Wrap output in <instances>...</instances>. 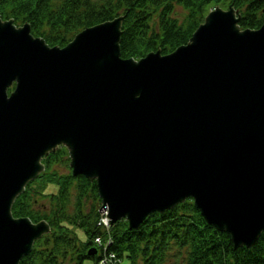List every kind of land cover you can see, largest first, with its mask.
Returning a JSON list of instances; mask_svg holds the SVG:
<instances>
[{"label": "water", "instance_id": "1", "mask_svg": "<svg viewBox=\"0 0 264 264\" xmlns=\"http://www.w3.org/2000/svg\"><path fill=\"white\" fill-rule=\"evenodd\" d=\"M124 18L61 46L0 13V264L51 231L12 205L61 144L111 223L136 228L193 198L235 248L263 232L264 22L242 28L239 9L217 5L186 43L137 59L121 55Z\"/></svg>", "mask_w": 264, "mask_h": 264}, {"label": "trees", "instance_id": "2", "mask_svg": "<svg viewBox=\"0 0 264 264\" xmlns=\"http://www.w3.org/2000/svg\"><path fill=\"white\" fill-rule=\"evenodd\" d=\"M217 4L239 9L242 28H258L264 22V0H0V12L17 24L28 21L31 31L52 45H65L83 28L125 14L121 55L140 58L187 42ZM43 161L45 170L28 183L12 211L33 221L45 218L51 231L36 240L20 264H65L69 256L71 264H84L85 258L97 261L99 253L88 252L101 245L96 236L110 253L126 255L132 264H264V231L252 246L235 248L230 233L208 223L193 198L152 212L136 228H129L125 218L105 228L99 223L96 181L72 173L67 148L60 146ZM50 184L56 188L47 190ZM44 200L48 204L38 205Z\"/></svg>", "mask_w": 264, "mask_h": 264}, {"label": "rangeland", "instance_id": "3", "mask_svg": "<svg viewBox=\"0 0 264 264\" xmlns=\"http://www.w3.org/2000/svg\"><path fill=\"white\" fill-rule=\"evenodd\" d=\"M56 1H60V0H56ZM56 168L58 171L62 172V167H60L59 164H56ZM40 181H42L41 178H40V180H36V186L39 185ZM53 186L56 188L55 184H50L47 190H49V189L53 190L54 189ZM41 203L48 204L46 200L38 202V205H40ZM87 204L89 205V203H87ZM77 232L83 240H86L87 237L83 234L82 230L77 229ZM69 257L65 260V262H66L65 264H71V262H73V261H69ZM84 264H96V261L94 258H85ZM120 264H132L130 257H128L126 255L122 256V258L120 260Z\"/></svg>", "mask_w": 264, "mask_h": 264}, {"label": "built area", "instance_id": "4", "mask_svg": "<svg viewBox=\"0 0 264 264\" xmlns=\"http://www.w3.org/2000/svg\"><path fill=\"white\" fill-rule=\"evenodd\" d=\"M104 221L106 222V218H104ZM97 241L100 243V238H97ZM100 264H117L115 254H105L104 257L100 260Z\"/></svg>", "mask_w": 264, "mask_h": 264}]
</instances>
